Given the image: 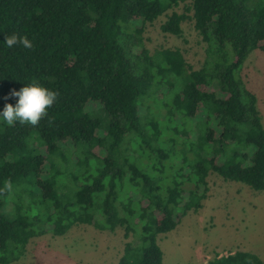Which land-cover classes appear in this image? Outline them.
Returning a JSON list of instances; mask_svg holds the SVG:
<instances>
[{"label":"trees","instance_id":"16d2710c","mask_svg":"<svg viewBox=\"0 0 264 264\" xmlns=\"http://www.w3.org/2000/svg\"><path fill=\"white\" fill-rule=\"evenodd\" d=\"M162 17L177 37L194 21L200 69L145 46ZM13 33L32 47L0 43V108L32 82L57 96L35 125L0 121V264L76 225L123 229L118 264H164L159 236L203 208L211 174L264 191V124L242 76L264 51V0H0V41Z\"/></svg>","mask_w":264,"mask_h":264},{"label":"rangeland","instance_id":"374dc122","mask_svg":"<svg viewBox=\"0 0 264 264\" xmlns=\"http://www.w3.org/2000/svg\"><path fill=\"white\" fill-rule=\"evenodd\" d=\"M175 11L184 13L185 6L181 4ZM188 15L192 16V12ZM164 20L162 17L147 26L145 46L151 53L179 49L195 70L200 69L206 43L195 30L194 21H185L183 35L177 37L161 31ZM242 76L247 88L257 96L264 124V51L249 55ZM208 183L210 190L203 208L190 212L175 230L159 236L164 264H205L237 250L251 251L264 260V191L226 182L217 174H211ZM125 242L121 228L110 232L76 225L62 237L47 233L33 238L24 257L11 264H118Z\"/></svg>","mask_w":264,"mask_h":264},{"label":"clouds","instance_id":"9594fccd","mask_svg":"<svg viewBox=\"0 0 264 264\" xmlns=\"http://www.w3.org/2000/svg\"><path fill=\"white\" fill-rule=\"evenodd\" d=\"M0 43L9 48L17 43L25 48L32 47V42L26 36H18L15 33L5 35ZM56 96L54 90L36 82L25 84L19 90H10L4 99L15 98V103H5L0 108V121L8 124L19 122L35 125L42 116L46 115Z\"/></svg>","mask_w":264,"mask_h":264},{"label":"built area","instance_id":"2783aa9c","mask_svg":"<svg viewBox=\"0 0 264 264\" xmlns=\"http://www.w3.org/2000/svg\"><path fill=\"white\" fill-rule=\"evenodd\" d=\"M205 264H209V263H205Z\"/></svg>","mask_w":264,"mask_h":264}]
</instances>
